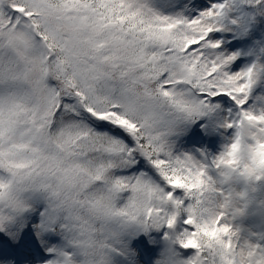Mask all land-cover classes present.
I'll list each match as a JSON object with an SVG mask.
<instances>
[{
    "label": "snow or ice",
    "instance_id": "6c2138e0",
    "mask_svg": "<svg viewBox=\"0 0 264 264\" xmlns=\"http://www.w3.org/2000/svg\"><path fill=\"white\" fill-rule=\"evenodd\" d=\"M258 16L264 0H209L196 15L155 0H0V232L16 239L36 219L44 264H120L126 237L161 230L187 264H216L214 244L223 264H264V243L242 240L229 213L196 219L242 147L264 166V58L234 70L239 54L214 39ZM212 114L231 130L218 154L177 152Z\"/></svg>",
    "mask_w": 264,
    "mask_h": 264
},
{
    "label": "rangeland",
    "instance_id": "374dc122",
    "mask_svg": "<svg viewBox=\"0 0 264 264\" xmlns=\"http://www.w3.org/2000/svg\"><path fill=\"white\" fill-rule=\"evenodd\" d=\"M208 3L209 0H172V6H165L161 0H155V6L166 14L186 10L189 14L196 15L204 10ZM245 34L246 32L242 34L237 28L214 34V39L222 41L225 52L239 54L233 65L234 70L254 62L258 56L264 58V52H261L264 48V37L260 41L263 46L254 51V46L248 48L244 45ZM261 95H264V83L259 84L254 91V97ZM220 103L225 111L230 107L228 104ZM220 119H222V114H212L188 125L185 131L174 138L176 151L194 156H199L201 152L209 157L218 154L225 142V137L231 133V130L225 132L219 127ZM35 222H37L36 219L29 221L16 239L5 232H0V264H44L49 256L41 238H37L32 228V223ZM230 223L234 229L239 231L242 240L249 239L264 243V180L259 182L256 201L246 209L245 215L230 219ZM150 234L154 238L148 240L147 247L144 245L145 248L141 243L142 249L139 247L141 234L126 237L129 252L126 257L121 258L120 264H155L163 247L164 230L152 231ZM42 239L48 245H59L62 242V238L56 234L46 235ZM180 251L187 256L193 250L180 249Z\"/></svg>",
    "mask_w": 264,
    "mask_h": 264
},
{
    "label": "clouds",
    "instance_id": "9594fccd",
    "mask_svg": "<svg viewBox=\"0 0 264 264\" xmlns=\"http://www.w3.org/2000/svg\"><path fill=\"white\" fill-rule=\"evenodd\" d=\"M256 158L258 160L259 156L257 155ZM235 160L234 166L222 167L220 176L209 181L201 203L196 206L198 222L211 223L221 211L229 213V221L240 218L256 201L259 182L264 180V166L257 167L253 163V152L247 146L240 149ZM245 166L254 170L249 173L245 170ZM138 223L142 225L144 222ZM162 244L161 254L155 264H187L188 258L178 254V240L174 235L170 234L163 238ZM212 255L216 257V264H223L221 257L227 253L222 245L214 244ZM77 264H84V262L80 260Z\"/></svg>",
    "mask_w": 264,
    "mask_h": 264
},
{
    "label": "trees",
    "instance_id": "16d2710c",
    "mask_svg": "<svg viewBox=\"0 0 264 264\" xmlns=\"http://www.w3.org/2000/svg\"><path fill=\"white\" fill-rule=\"evenodd\" d=\"M263 37H264V16H258L254 19L253 22H251L247 26V32L244 36V38H246L244 41V45L247 46L248 48H252L254 46L253 47L254 51L259 50V48L263 46V43L260 42L263 39ZM140 234L142 235L140 243H143V247L144 245L145 247H147L148 240L154 237H152L150 233L148 234L140 233Z\"/></svg>",
    "mask_w": 264,
    "mask_h": 264
}]
</instances>
